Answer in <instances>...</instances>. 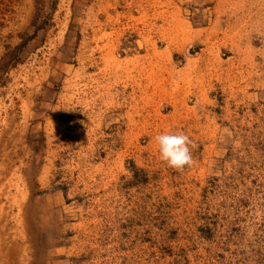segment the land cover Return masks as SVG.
Instances as JSON below:
<instances>
[{
    "label": "rangeland",
    "instance_id": "rangeland-1",
    "mask_svg": "<svg viewBox=\"0 0 264 264\" xmlns=\"http://www.w3.org/2000/svg\"><path fill=\"white\" fill-rule=\"evenodd\" d=\"M0 264H264V0H0Z\"/></svg>",
    "mask_w": 264,
    "mask_h": 264
},
{
    "label": "clouds",
    "instance_id": "clouds-1",
    "mask_svg": "<svg viewBox=\"0 0 264 264\" xmlns=\"http://www.w3.org/2000/svg\"><path fill=\"white\" fill-rule=\"evenodd\" d=\"M159 159L167 167L182 172L193 164L191 147H195L183 132H164L154 137ZM191 146V147H190Z\"/></svg>",
    "mask_w": 264,
    "mask_h": 264
}]
</instances>
